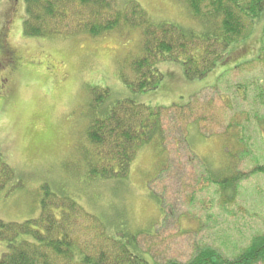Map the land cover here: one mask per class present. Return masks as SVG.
<instances>
[{
    "label": "rangeland",
    "instance_id": "374dc122",
    "mask_svg": "<svg viewBox=\"0 0 264 264\" xmlns=\"http://www.w3.org/2000/svg\"><path fill=\"white\" fill-rule=\"evenodd\" d=\"M133 1L153 24L207 30L185 0ZM24 18V0H0V159L16 175L0 191L1 220L37 218L45 190L70 196L88 215L86 230L96 225L94 235L115 237L129 230L155 264L188 263L205 247L232 260L264 234V12L242 18L206 76L188 80L181 61L164 60L162 80L142 92L121 81L141 53V29L28 37ZM93 88L108 89V105L161 109L162 133L136 151L122 181L84 175L79 150L89 147ZM209 172L240 177L231 201L221 199Z\"/></svg>",
    "mask_w": 264,
    "mask_h": 264
},
{
    "label": "trees",
    "instance_id": "16d2710c",
    "mask_svg": "<svg viewBox=\"0 0 264 264\" xmlns=\"http://www.w3.org/2000/svg\"><path fill=\"white\" fill-rule=\"evenodd\" d=\"M185 2L192 17L207 30L200 29L196 34L190 28L181 29L169 23L153 24L144 9L133 0L121 6H117L116 0H24L22 33L28 37L78 33L97 37L123 28L141 29L144 37L141 53L130 63L131 77L122 76L121 81L142 92L155 89L162 80L157 68L160 61H181L188 80L206 76L216 66L218 57L228 50L233 37L238 35L242 18L253 21L264 12V0ZM193 47L195 54L190 53ZM92 90L85 130L89 147L79 150L83 156L84 175L90 180H125L136 151L150 145L162 133L161 109L130 100L108 105L105 101L108 89ZM210 172L211 183L220 185L221 199L231 201L234 185L240 177L231 174L219 179ZM15 176L0 159V191ZM227 190L230 191L228 195ZM86 217L87 213L70 196L57 198L45 190L37 218L23 222L0 219V264H155L139 249L135 233L123 230L118 235L116 231L115 237L99 231L96 236V225L94 232L82 225L81 221ZM260 262H264V234L254 236L232 260L205 247L199 249L188 263L166 264Z\"/></svg>",
    "mask_w": 264,
    "mask_h": 264
}]
</instances>
